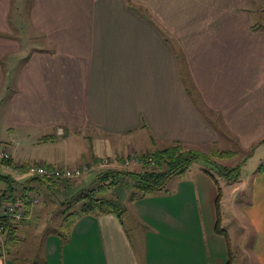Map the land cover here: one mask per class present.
I'll return each mask as SVG.
<instances>
[{
	"label": "crops",
	"instance_id": "crops-1",
	"mask_svg": "<svg viewBox=\"0 0 264 264\" xmlns=\"http://www.w3.org/2000/svg\"><path fill=\"white\" fill-rule=\"evenodd\" d=\"M257 2L261 18L256 0H0V153L8 152L9 165L3 166L11 169L0 172L8 178L0 181V195L20 198L26 213L12 224L0 264H26L12 258L10 244L28 218L39 215L41 184L59 195L53 199L62 215L68 197L85 188L79 181L47 186L21 174L29 162L84 164L90 168L85 177L99 170L101 158L173 144L212 149L234 139L241 151L252 148L246 163L256 149L263 154L264 0ZM70 143L77 148L73 161ZM33 148L45 154L32 155ZM260 162L244 183L240 197L247 199L236 214L241 247L248 241L240 249L243 264H264ZM193 163L162 192L128 200L120 218L80 217L65 233L56 260L51 238L52 259L44 249L31 264H212L210 258L225 264L226 245L217 242L211 250L209 244L212 235L223 238L214 232L216 186ZM202 203L210 207L207 224Z\"/></svg>",
	"mask_w": 264,
	"mask_h": 264
},
{
	"label": "rangeland",
	"instance_id": "rangeland-1",
	"mask_svg": "<svg viewBox=\"0 0 264 264\" xmlns=\"http://www.w3.org/2000/svg\"><path fill=\"white\" fill-rule=\"evenodd\" d=\"M257 7V8H256ZM255 8L257 9V13L259 18L262 17V11L260 12V7L259 4L256 0V4H255ZM143 13V11H141ZM255 12V14H257ZM17 33V32H16ZM18 34V33H17ZM19 35V34H18ZM23 36V34H22ZM21 41V40H20ZM22 42V41H21ZM78 140V139H77ZM229 139H225L223 142V145L221 146H216L215 148L212 149H191L193 151H196L198 153L201 154H207L211 151L214 150H218V151H230V152H234L235 156L231 159H226V160H214V167L210 164L204 163V162H194L193 167L192 168H196L197 166H201L203 169L207 171L210 175H212L213 179L216 182L217 187H214V190H216V188H218L219 191V198H218V209H219V213H220V229H223L229 239V244L231 245L232 248V254H233V263L234 264H243L242 263V259L240 256V249L242 247H245L248 245V241L246 243H244L241 247V229H240V220L237 217V213L240 211V207L242 205V200H244L245 198L240 197L241 191L244 190V183H247V177L248 175L255 170L254 167V163H261L260 161H263L264 159V152L263 154H260V149H256L252 155L253 159H250L247 163L246 160L249 157H245L246 154H248L250 151H246L243 152L239 149V147H237V144L235 142V140L233 139V142L228 141ZM59 141V140H58ZM76 142V140L74 141ZM67 148V153L69 155V159L73 161V157L75 156V148H76V144H68ZM69 149V152H68ZM77 149V148H76ZM35 150V152L33 151ZM37 150V151H36ZM32 155H36L39 151L40 153L45 152V150H39L38 148H33L32 149ZM19 154L21 153L20 151H18ZM61 153V152H60ZM45 154V153H43ZM245 157V160H244ZM83 158V157H82ZM79 159V158H78ZM107 160L108 163H113V162H120L122 159L120 158H115L113 161H110L108 158H101L100 160ZM244 160V161H243ZM29 164H31V162H29ZM118 164V163H117ZM258 164H256V167H258ZM98 165V164H97ZM120 165V163H119ZM60 167H67V166H60ZM112 167H114L112 165ZM111 166H107V167H103V168H99V170L97 172H95L94 174H89L85 177H83L85 175L86 172H83L81 174V176H79L76 179H72V180H64L62 178L59 179H53V181H67V184H73V183H79V185L85 186V188L83 189L85 190H90L93 189L96 185L97 182L95 181V176L101 173H105V172H109L110 170H112ZM239 167V172H238V178H237V174L236 172L233 170L234 168ZM115 168V167H114ZM10 167H4L3 165H0V172H7V170H9ZM15 169V168H14ZM89 169V168H88ZM117 170L119 171H127V172H139L141 171V166H128V167H116ZM11 170V169H10ZM227 170H230L228 173L226 172ZM82 178V179H81ZM240 180V181H239ZM69 181V182H68ZM33 183H37L36 181H31ZM90 183V184H89ZM57 184V183H56ZM59 185H63L62 182L58 183ZM89 186H86V185ZM55 185V184H52ZM41 189V195L40 197L37 196L35 198H40L39 200H41L37 205H36V210L38 209L37 214L39 215H32L28 218V220L26 221V224H28L26 226V229L23 230V233L21 234L20 237H15L18 240L15 242V244H10V247L12 249H10L11 251L9 252V254L12 256V258H22L25 259L27 263H30L32 261H35L36 259H39L40 257L42 258V254L44 253V249L46 250V253L48 255V258H51V254H49V246L53 245L52 239L51 238H55L56 242H57V246H58V251L56 253V255L54 257H52L53 259L56 260V258L59 257V245H61L62 243L65 242L66 239V235H65V231H63L61 228L58 231V236H52L50 233L54 230V228L57 226L55 223L56 222H60V219H62V217L67 214L69 211H66L65 214L62 215L61 210L63 209V207L61 208V206H59V200H55L53 198H60L59 195H57V193H53V195L51 196L48 193V189L46 187H43V185H40ZM163 191V190H162ZM161 191V192H162ZM45 192V193H44ZM53 192H55V190H53ZM135 189L133 187V183L131 180H129L128 178H122L121 181H116L115 184L113 186H109L107 187V193H109L110 195L113 194L115 195V197H117L116 200L117 204L120 205V207H122L123 209L127 210L130 208V205L128 204V200L131 197V193H135ZM47 194V195H46ZM108 194V196H110ZM72 196V195H71ZM71 196H69L68 198H70ZM33 197V196H32ZM52 198L51 201L48 200L46 198ZM44 198V199H43ZM135 198H140L138 196H136ZM247 199V198H246ZM245 199V200H246ZM66 204V203H65ZM64 204V205H65ZM76 208V207H74ZM72 209H70L71 211ZM210 207L207 205H205L204 203L201 204V221H205L207 224V221L211 219V215H210ZM62 216V217H61ZM198 220V219H197ZM126 222V226L125 228L128 230H131V223L128 220V218H126L125 220ZM207 232H209V230L207 229ZM206 232V233H207ZM219 236V235H218ZM203 237V236H202ZM213 239L209 238V244H210V248L211 250L213 248H215L216 243L218 242L219 244H217L218 246L222 245L224 247V242H223V238L221 237H217L213 236ZM219 238V239H218ZM14 245V246H13ZM214 245V246H213ZM41 251V252H40ZM51 258V259H52ZM213 260H211L210 258V263L213 264V262H211Z\"/></svg>",
	"mask_w": 264,
	"mask_h": 264
},
{
	"label": "trees",
	"instance_id": "trees-1",
	"mask_svg": "<svg viewBox=\"0 0 264 264\" xmlns=\"http://www.w3.org/2000/svg\"><path fill=\"white\" fill-rule=\"evenodd\" d=\"M248 154H246L245 157H247ZM234 156V152L218 150L211 151L204 155L179 144L165 146L160 150H154L143 155H137L136 157H138L141 161V171L122 172L115 169L99 175L97 174L95 176L97 185L93 189L85 191L83 189H78L76 192L71 194L72 196L65 202L66 211L69 212L67 214L64 213L65 215L62 217L60 228L67 232L77 219L86 215L96 216L114 214L117 218H120L123 213V209L117 204L119 199L116 200L117 198L115 199V195L107 193V187L113 186L116 181H121L122 178H128L132 181L136 192L131 193L129 200H133L136 196L140 198L147 197L155 192L162 191L170 178L182 175L193 162L200 161L214 167V160H226L231 159ZM0 165L8 166L9 160L0 159ZM263 167L264 159L263 163L258 166V171H262ZM20 169H25V166H20ZM233 170L236 172L238 178L239 167L234 168ZM229 171L230 170H227L226 172L228 173ZM202 172L209 175L213 179L212 175H210L207 171L203 170ZM34 178L47 186L59 182H54L53 180H43L37 177ZM7 179V177L0 176V181H6ZM213 181L217 187L214 179ZM66 182L67 181H64V185H67ZM108 194L110 196H108ZM218 198L219 191L218 188H216V196L213 202L215 213L214 232L223 237L227 249V261L225 264H231L227 236L224 231L219 228L220 213L218 209ZM7 200H10V202L13 201L10 197L4 198L3 194L0 195V203L6 202ZM70 209L72 210L70 211ZM25 214V211H23V216ZM0 224L7 230V234L4 236L3 240V249H5L8 240L12 237L13 227L12 224L6 220L0 219Z\"/></svg>",
	"mask_w": 264,
	"mask_h": 264
},
{
	"label": "built area",
	"instance_id": "built-area-1",
	"mask_svg": "<svg viewBox=\"0 0 264 264\" xmlns=\"http://www.w3.org/2000/svg\"><path fill=\"white\" fill-rule=\"evenodd\" d=\"M56 135L61 136L62 130H56ZM10 156L6 150L0 153V159L2 160H9ZM116 166L114 167H128V166H141V161L136 156H125L121 159L120 162H117ZM120 163V165H119ZM111 166L107 160L103 159L100 160V163L97 165L98 168H103L107 166ZM112 167L113 169H116ZM89 167L80 164L74 167H48L43 165L42 163L35 162L25 166V169L18 170L21 174L28 176V177H37L43 180H53L62 178L64 180H72L76 179L83 172H88L90 170ZM16 169V168H15ZM20 169V168H19ZM112 169V170H113ZM17 170V169H16ZM35 200L32 201L34 203ZM23 205L20 198L13 199L12 202H3L0 203V219L6 220L11 224H15L22 220L23 218ZM7 234V230L3 225L0 224V256L3 254V240L4 236Z\"/></svg>",
	"mask_w": 264,
	"mask_h": 264
}]
</instances>
